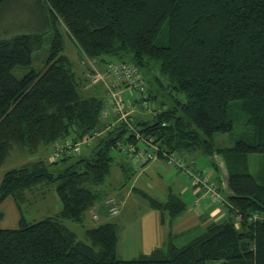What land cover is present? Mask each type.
Segmentation results:
<instances>
[{
    "label": "trees",
    "instance_id": "trees-1",
    "mask_svg": "<svg viewBox=\"0 0 264 264\" xmlns=\"http://www.w3.org/2000/svg\"><path fill=\"white\" fill-rule=\"evenodd\" d=\"M44 1L51 37L41 68L12 74L16 66L31 65L44 44L42 32L0 37V165L13 146L34 153L51 144L55 158L3 174L0 203L11 197L19 220L17 227L0 228V264H264V0ZM15 18L18 30L23 22ZM65 36L95 67L105 63L104 71L111 62L134 64L147 107L130 90L123 95L126 104L152 113V120L138 121L133 109L116 110L104 86L88 78L93 68L77 74L63 53ZM224 133L235 136L231 146L216 142ZM148 138L181 157L184 168L173 166L189 179L205 174L186 157L209 158L214 175L207 176L224 194L225 216L205 223L182 245L174 242L181 233L169 231L165 245L149 254L133 256L128 245L117 256L115 222L85 227V239H79L65 221L82 223L99 199L96 187L110 172L111 149L126 144L127 153L138 155L149 148ZM89 141L91 153L82 155L80 146ZM41 182L54 184L61 207L28 222L21 205L26 191ZM136 191L160 212L162 223L166 212L171 225L185 211L177 194L160 200Z\"/></svg>",
    "mask_w": 264,
    "mask_h": 264
},
{
    "label": "rangeland",
    "instance_id": "rangeland-1",
    "mask_svg": "<svg viewBox=\"0 0 264 264\" xmlns=\"http://www.w3.org/2000/svg\"><path fill=\"white\" fill-rule=\"evenodd\" d=\"M47 3L44 0H5L0 5V37H11L20 31H30L31 28L37 29L44 35V44L40 49L33 53L32 63L30 66L22 67L16 66L12 69V74L15 77L23 76L29 69H39L43 66V63L47 57L49 50V42L51 33L48 31L46 20H51L50 13L47 10ZM17 14L18 21L23 22L19 24V29L16 30L13 24L15 15ZM20 14V15H19ZM7 24L6 27L3 25ZM64 50L63 53L70 59L72 69L77 74L82 72H89L90 65L86 62L84 65L81 63L83 58L80 50L75 43L68 37H64ZM106 62L108 60H119L111 56H104ZM122 61V60H120ZM102 72L105 63H98L97 65ZM92 68V67H91ZM92 75H88L91 81ZM94 87L91 89L94 90ZM92 90V91H93ZM92 93V92H91ZM89 93V94H91ZM99 93V92H97ZM130 100L132 96L127 93ZM99 95V94H98ZM159 101V99H157ZM135 119L138 121L146 120L150 122L152 120V113L147 112L144 109H140V106L133 104ZM234 135L230 133L217 134L215 136L216 142H219L223 146H231L233 144ZM218 140V141H217ZM94 144V141H89L87 144L80 146V152L82 155H89L91 153L90 146ZM122 150L117 147L111 149L113 156L110 163V172L105 178L104 182L96 187L99 190L100 196L94 206L85 213V217L82 223H76L69 220L65 221L67 227L73 230L79 239H85V227L97 225L103 221L118 223L120 227L118 235L119 240L117 243V256L121 255L122 249L127 248L128 244H140L141 237L147 232V225L145 224L146 214H151L153 209L148 205L147 200L137 193V189L147 193L148 195L164 200L168 193H174L185 202V211L178 214L175 217L174 222L169 225V219L167 212L164 215V222L160 221V212L155 210L156 217H150L157 222L158 226L165 230V232L171 231L173 234H180L174 240L177 245H182L193 236L197 235L201 227L206 224L202 220L198 219L197 224H180L178 225V219L189 208H192L191 213L194 214V218L199 216L209 215V213L221 206L218 203H212L208 200L202 201L201 207L192 199L190 194L191 180L185 176L184 173L177 168L170 166L164 159H155L157 161H147L143 164L140 156L133 153H127L124 145L122 144ZM54 147L49 145H40L34 153H30L26 147L13 146L8 155L0 165V183L3 174L10 169L17 168L27 163L28 161L43 159L47 162L52 161L54 158ZM194 157L197 170L202 171L203 174L212 176L213 167L209 164V158L202 154H196ZM218 163L221 159L216 156ZM124 167L125 170L121 169ZM54 170L53 168H50ZM254 164L252 159L250 160V170L253 171ZM129 176V178H128ZM226 185V183H225ZM27 201L21 205V213L28 222L38 221L46 216H51L60 210V201L55 191V186L52 183L41 182L33 187L31 190L26 191ZM109 196L114 197L118 205V213L110 215L108 212V204L105 199ZM212 203V204H211ZM209 206L203 208L204 205ZM15 202L11 197H8L2 203H0V228H14L18 226L19 211L15 207ZM91 215H97V219L91 218ZM185 216L181 220H185ZM222 219V218H221ZM120 220V221H119ZM219 218H212L210 221H218ZM193 222H196L193 221ZM207 223V222H206ZM186 226V228H184ZM176 232L172 230H176ZM214 261H208L206 264H212Z\"/></svg>",
    "mask_w": 264,
    "mask_h": 264
},
{
    "label": "built area",
    "instance_id": "built-area-1",
    "mask_svg": "<svg viewBox=\"0 0 264 264\" xmlns=\"http://www.w3.org/2000/svg\"><path fill=\"white\" fill-rule=\"evenodd\" d=\"M86 62L95 71L91 77V83H101L106 89L107 97L109 101L115 106V109L119 112H131L132 107L126 104L125 97L123 95L124 89L130 90L134 98L137 101H142V105L147 107V103L144 101V80L139 72L138 68L128 62L118 61L107 64V68L104 72H100L94 66V62L87 56L83 55L81 60L82 64ZM146 144L149 148H141L137 156H140L142 162L151 161L155 159H164L170 165H176L180 168H184V162L181 157L174 153L167 152L164 148L160 147L157 143L153 142V138H148ZM185 171H188L186 168ZM191 182L194 186H197L199 195L195 200V204L200 205L202 201L209 200L212 203L224 204V194H222L215 183L210 180L209 176L201 174H191ZM108 204V212L110 215L118 213V205L116 201L109 197L106 200ZM93 219H97V215H92Z\"/></svg>",
    "mask_w": 264,
    "mask_h": 264
},
{
    "label": "crops",
    "instance_id": "crops-1",
    "mask_svg": "<svg viewBox=\"0 0 264 264\" xmlns=\"http://www.w3.org/2000/svg\"><path fill=\"white\" fill-rule=\"evenodd\" d=\"M196 156L197 155H188L186 157L187 158V161L189 162V161H191V159L194 160V157H196ZM154 161H157V160H154ZM150 162H153V160H151ZM194 164H195V160L193 161L192 166ZM170 166H173V165H170ZM173 167H175V166H173ZM197 191H198V189L193 188L192 185L190 186V194L192 195V199L193 200H194V198H196ZM202 204L203 203H201L200 205H198L196 207H201ZM193 205H194V202H193ZM208 206H209V204L208 205L206 204V205L203 206V208L205 209ZM191 210H192V208H189L188 211H186L183 215L180 216V218L178 219V225H180V224H183V225H185V224H197L198 223V221L201 219L200 218V214L201 213L199 214V216H196V218L193 219L194 214L191 213ZM151 211H153V212L151 214H149V213L146 214V216L144 218L145 219V224L147 225L148 229H147L146 234L141 237L140 244H137V245L136 244H133V243L128 244V245H132V251H133L132 255L133 256H136V255H139V254H149L153 249H155L157 247H162V246L165 245L167 233L165 232V230H162L158 226L157 222L155 223V221L150 218V217H156L155 210H151ZM183 216H185V218H186L185 220H181V218ZM224 216H225V213H224L223 207L219 206V207L213 209L209 213V215L207 217L208 219H206L203 222L206 223V222L212 220V218H219V219H221ZM91 218H92V215H91ZM174 219L171 222H174ZM195 220H196V222H193ZM184 228H186V226H184ZM177 230L178 229L172 230V231L176 232ZM176 234H178V233H176Z\"/></svg>",
    "mask_w": 264,
    "mask_h": 264
}]
</instances>
